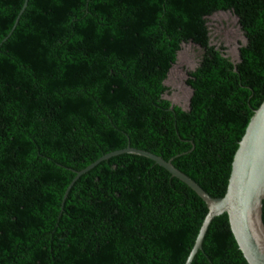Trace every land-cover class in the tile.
<instances>
[{
  "label": "trees",
  "instance_id": "1",
  "mask_svg": "<svg viewBox=\"0 0 264 264\" xmlns=\"http://www.w3.org/2000/svg\"><path fill=\"white\" fill-rule=\"evenodd\" d=\"M23 1L0 0V264H183L205 215L191 191L119 160L59 209L65 172L128 145L222 197L264 99V0H28L13 33ZM216 12L244 39L234 63L210 44ZM185 44L198 52L182 110L163 82ZM190 264H246L225 217Z\"/></svg>",
  "mask_w": 264,
  "mask_h": 264
},
{
  "label": "water",
  "instance_id": "2",
  "mask_svg": "<svg viewBox=\"0 0 264 264\" xmlns=\"http://www.w3.org/2000/svg\"><path fill=\"white\" fill-rule=\"evenodd\" d=\"M27 1H23L18 17L14 21L13 33L18 26ZM183 85L185 86L184 81ZM190 95L191 90L189 89L187 105L182 110L188 109ZM119 160L142 161L187 188L203 202L205 215L183 264L191 263L194 255L200 250V246L212 224L223 217L227 219L229 231L244 262L246 264H264V226L260 218L261 201L264 197V99L257 109L252 111L244 132L237 142L222 197L212 198L207 195L197 184L176 170L169 160L164 161L158 156L133 149L127 145L123 149L100 156L78 172L66 171L65 173L73 176V178L62 194L59 209L72 189L84 176L92 173L100 166ZM99 162L101 163L98 164Z\"/></svg>",
  "mask_w": 264,
  "mask_h": 264
},
{
  "label": "rangeland",
  "instance_id": "3",
  "mask_svg": "<svg viewBox=\"0 0 264 264\" xmlns=\"http://www.w3.org/2000/svg\"><path fill=\"white\" fill-rule=\"evenodd\" d=\"M207 29L210 44L224 48V56L231 62L237 60V48L243 44L244 39L237 27L236 19L226 12H216L207 17ZM198 48L190 44L181 45L176 61L168 72L163 85L168 93L163 95L169 103L185 109L189 96V89L183 85L186 74L193 70L197 63Z\"/></svg>",
  "mask_w": 264,
  "mask_h": 264
},
{
  "label": "clouds",
  "instance_id": "4",
  "mask_svg": "<svg viewBox=\"0 0 264 264\" xmlns=\"http://www.w3.org/2000/svg\"><path fill=\"white\" fill-rule=\"evenodd\" d=\"M167 101V100H166Z\"/></svg>",
  "mask_w": 264,
  "mask_h": 264
}]
</instances>
